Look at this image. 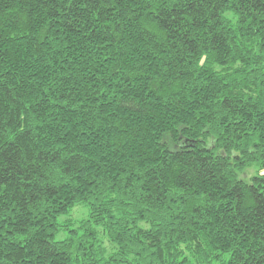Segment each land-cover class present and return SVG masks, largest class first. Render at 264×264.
<instances>
[{
	"label": "trees",
	"instance_id": "obj_1",
	"mask_svg": "<svg viewBox=\"0 0 264 264\" xmlns=\"http://www.w3.org/2000/svg\"><path fill=\"white\" fill-rule=\"evenodd\" d=\"M0 264H264V0H0Z\"/></svg>",
	"mask_w": 264,
	"mask_h": 264
},
{
	"label": "rangeland",
	"instance_id": "obj_2",
	"mask_svg": "<svg viewBox=\"0 0 264 264\" xmlns=\"http://www.w3.org/2000/svg\"><path fill=\"white\" fill-rule=\"evenodd\" d=\"M251 172H248V175ZM87 209L85 207H79L77 206L76 208H74L72 211H70L67 215L62 216L58 219L59 223H63L65 220L67 219H71L73 222L85 218L87 216ZM105 247H109L108 244L105 242L104 243Z\"/></svg>",
	"mask_w": 264,
	"mask_h": 264
}]
</instances>
